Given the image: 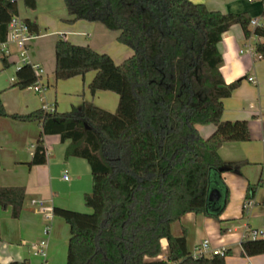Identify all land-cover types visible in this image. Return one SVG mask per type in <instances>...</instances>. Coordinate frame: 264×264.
Here are the masks:
<instances>
[{
	"label": "trees",
	"instance_id": "16d2710c",
	"mask_svg": "<svg viewBox=\"0 0 264 264\" xmlns=\"http://www.w3.org/2000/svg\"><path fill=\"white\" fill-rule=\"evenodd\" d=\"M35 9L37 0H22ZM65 23L84 20L101 23L117 32L116 41L133 54L116 64L107 53L62 37L54 43L55 80L94 76L87 88L91 95L110 91L118 96L115 110L83 100L68 111L52 113L39 108L26 114L8 113L0 90V117L39 122L43 134H58L67 142L65 157L85 159L92 186L83 196L91 212L54 207V215L69 226L65 264H226L231 255L194 257L186 235L172 234L170 225L186 213L218 218L228 201L224 171L239 172L247 162H224L218 155L226 142L248 141L247 121L221 119L223 99L244 77L225 83L218 49L222 34L238 24L245 37L264 38L263 26L251 31L248 13H221L190 0H64ZM18 16L17 0H0V41ZM30 33L40 26L23 19ZM264 58V42L255 44ZM2 69L10 66L0 55ZM30 64L15 71L12 87L35 84ZM212 124L207 138L196 126ZM45 162L42 139L34 147L30 164ZM224 168V170H220ZM257 184L248 186L253 197ZM23 186H0V206L20 216ZM264 204V197L262 200ZM167 253L161 254V239ZM264 254V238L241 242V255ZM10 264H19L11 262Z\"/></svg>",
	"mask_w": 264,
	"mask_h": 264
},
{
	"label": "crops",
	"instance_id": "0c3cea01",
	"mask_svg": "<svg viewBox=\"0 0 264 264\" xmlns=\"http://www.w3.org/2000/svg\"><path fill=\"white\" fill-rule=\"evenodd\" d=\"M194 4H204L209 10L221 13H248L252 19L263 21L264 0H190ZM31 20V19H30ZM33 22L43 25L55 22V30L35 36L56 33L60 37L80 45H89L94 50L107 53L116 64L130 57L133 51L114 40L97 43L92 38L97 22L84 20L73 24L57 22L49 15L45 20L37 16ZM251 31L254 26L249 25ZM102 36L104 32H102ZM27 51L31 50V41ZM264 42V39H261ZM257 37H245L240 25H232L222 34L218 49L223 63L220 72L225 83L244 77L241 84L229 97L224 98L221 119L225 121H247L250 139L248 141L226 142L218 149L224 162H247L239 172L224 171L222 179L228 188V201L218 218L203 214L186 213L170 225L173 235H186L187 247L193 252L204 240H208V256L221 248L231 250L225 259L226 264H264V254L252 257L241 255V242L249 238L254 229H264V58L255 51ZM14 46H9L12 54ZM29 61L43 69L41 83L45 89L41 93L30 87H12L15 80L10 78L0 84L1 98L8 113L26 114L51 106L57 112L69 110L83 100L114 111L118 96L110 91H97L91 95L87 86L94 72L84 77L77 76L66 81L55 80L54 66H49L41 56L29 55ZM1 63V62H0ZM55 63V62H54ZM2 67V66H1ZM47 67V68H46ZM199 135L210 136L215 127L212 124L197 125ZM42 139L45 149V162L30 164L36 142ZM67 142L62 143L58 134H43L39 122L17 121L0 117V186H23L25 196L18 218L11 217L10 208L0 206V264H65L69 226H65L52 209L61 207L70 210H83L85 192L82 187L84 176L90 175L89 164L79 157H65ZM86 161V162H83ZM70 173V175H68ZM68 179H64V175ZM60 180H58V179ZM59 182H68L60 189ZM257 184L252 198L247 199L249 185ZM34 201V202H33ZM50 210L43 211L42 208ZM45 213H51L46 217ZM53 215V216H52ZM52 225H51V223ZM43 225H49L46 235V257L35 255L31 244L42 240ZM68 225V224H67ZM190 225L192 228L187 227ZM66 227V228H65ZM51 231V232H50ZM200 234L196 241V235ZM204 236V237H202ZM31 242V243H30ZM161 254L167 253V241L161 239ZM24 247H27L25 250ZM48 252V254H47ZM63 253V255H62Z\"/></svg>",
	"mask_w": 264,
	"mask_h": 264
},
{
	"label": "rangeland",
	"instance_id": "374dc122",
	"mask_svg": "<svg viewBox=\"0 0 264 264\" xmlns=\"http://www.w3.org/2000/svg\"><path fill=\"white\" fill-rule=\"evenodd\" d=\"M17 7H18V16L22 19L36 20L37 16L40 15L41 19L45 20L46 16L49 15L51 18L55 19L57 22H64L63 19L68 17L64 0H37V5H36L35 9H28L24 6L22 0H17ZM48 23L50 24L49 26H47V22H45V24H43L41 26L39 25L40 26V34L45 33L47 30H49V31L55 30V22L50 21ZM102 32H104V35H106V36H102ZM117 34H118L117 32L110 31V30L106 29L101 23H96V30L94 31L92 38H94V40L97 43H102L103 39H105V41H103L105 43V42L113 41ZM58 37H60V35H58L56 33H52V34H48V35L47 34L41 35L38 38H35L34 40H32L30 42L31 43V50L29 52L27 51L28 57L30 54H34L36 56H41L42 58H44V60L46 61V63H48V65L50 67L54 66V62H55L54 43ZM20 52H21L20 49H16L14 47L12 54L8 56V61L10 62V66L8 68L2 69L1 63H0V84L1 85L5 84L6 81L9 80L10 78L15 80V71H16L17 67L21 65V63L19 62ZM0 55H1V53H0ZM67 80H69V79H67ZM61 81H66V80H61ZM65 111H67V110H65ZM65 111H63V112H65ZM83 162H86V161H83ZM68 175H70V173H68ZM65 184H68V182H65V183L59 182V186H60L61 190L66 188ZM91 186H92L91 176L87 175L86 178L84 176V182L82 185L83 189H85L84 191L90 192ZM81 207L83 210H75V211L91 212V209L88 208L84 203H83V205H81ZM58 219L65 226H68L66 221L63 218L58 216ZM51 225H52V223H51ZM46 227H48L50 230L49 225H46V226L43 225V228H42V237L43 238H42V240L46 239V235H47V233H45ZM187 227L189 228V232H190V228H192V227L190 225H187ZM199 236H200V234L198 233L196 235V239H197L196 241L199 240ZM202 237H204V236H202ZM24 249L26 250L27 247H24ZM31 249H32V247H31ZM32 251H33V249H32ZM47 254H48V252H47ZM62 255H63V253H62Z\"/></svg>",
	"mask_w": 264,
	"mask_h": 264
},
{
	"label": "built area",
	"instance_id": "2783aa9c",
	"mask_svg": "<svg viewBox=\"0 0 264 264\" xmlns=\"http://www.w3.org/2000/svg\"><path fill=\"white\" fill-rule=\"evenodd\" d=\"M250 25L254 26V29H256L258 27L263 26V21L260 22L257 19H252L250 21ZM34 37L35 36H33L30 33L28 24L19 16H13L8 25V34H7L6 41H0V53L8 55V56L11 55V53L9 52L10 45L14 46L16 49H20L21 52L19 54V57H20L19 62L21 63V65L30 64L37 77L35 84L30 86V88L37 93H41L45 89V86L41 83V74L43 73V69L40 67L39 64L30 62L28 55H27V44ZM256 37H257V42H263L261 41V39H264V38H261L258 36ZM42 109L50 113L55 111L53 107L48 106L46 104L42 105ZM63 178L66 180L68 179V176L65 174ZM46 209L47 208H44V207L42 208L43 211H45ZM47 210H50V209L48 208ZM45 215L46 217H51V213H45ZM48 230L49 228L46 227L45 233H47ZM249 238L252 240H255L258 238H264V229L251 230L249 233ZM31 247L35 255L42 256L43 258L46 257L45 240H40L39 242L33 243L31 244ZM208 248H209V242L208 240H204L200 246L195 248V250L192 252V255L194 257L208 256ZM225 250H226L225 248H221L219 250L213 251L212 253L213 254H217V253L223 254Z\"/></svg>",
	"mask_w": 264,
	"mask_h": 264
},
{
	"label": "water",
	"instance_id": "95a60500",
	"mask_svg": "<svg viewBox=\"0 0 264 264\" xmlns=\"http://www.w3.org/2000/svg\"><path fill=\"white\" fill-rule=\"evenodd\" d=\"M220 170H224V168H220Z\"/></svg>",
	"mask_w": 264,
	"mask_h": 264
}]
</instances>
